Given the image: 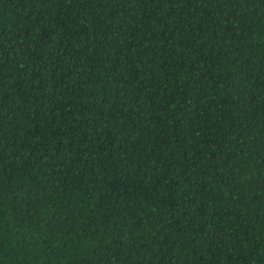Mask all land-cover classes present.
Instances as JSON below:
<instances>
[{"label":"trees","instance_id":"obj_1","mask_svg":"<svg viewBox=\"0 0 264 264\" xmlns=\"http://www.w3.org/2000/svg\"><path fill=\"white\" fill-rule=\"evenodd\" d=\"M0 264H264V0H0Z\"/></svg>","mask_w":264,"mask_h":264}]
</instances>
